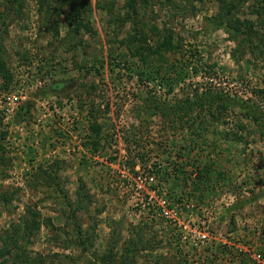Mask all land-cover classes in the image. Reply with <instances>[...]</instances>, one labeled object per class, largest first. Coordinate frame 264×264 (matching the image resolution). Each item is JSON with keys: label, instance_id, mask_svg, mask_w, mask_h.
<instances>
[{"label": "rangeland", "instance_id": "rangeland-1", "mask_svg": "<svg viewBox=\"0 0 264 264\" xmlns=\"http://www.w3.org/2000/svg\"><path fill=\"white\" fill-rule=\"evenodd\" d=\"M226 2L0 0V264H264V0Z\"/></svg>", "mask_w": 264, "mask_h": 264}, {"label": "trees", "instance_id": "trees-1", "mask_svg": "<svg viewBox=\"0 0 264 264\" xmlns=\"http://www.w3.org/2000/svg\"><path fill=\"white\" fill-rule=\"evenodd\" d=\"M78 1H79V6H80V4H82L84 0H78ZM134 2H135V0H132L131 6L134 4ZM218 2L220 4V7L222 9H224V10H226V9L229 10V8H231L232 5H233V4H231V2H229V3L226 2V0H218ZM76 24H77V26L80 25V23H78V21L76 22ZM178 47H179L178 45H176V46H169L168 45V47H166V48L169 49V52L170 51L178 52L179 51V49H177ZM4 69H5L4 64L0 62V72H2ZM203 92L204 93H203L202 96H198L197 95L196 98H198V99H200V100H202V101L205 102V104L207 105L206 106L207 110H208L209 106L213 105L215 102H217L216 103L217 109L222 110L220 112H225V111L228 110V108H227L228 105H229L228 102L231 103V99L229 98V95L227 93H224V95H223L224 99H222L223 101L219 102V100H221V99L216 96L217 93H215L213 90H211L210 86H208L207 88H205V91H203ZM190 102L191 101H190L189 98H186L185 99V102L184 103L186 105V113L189 112V107H190L189 104H191ZM240 102H241L240 108L243 107L241 109V111H240V116L243 117V118H247V119L249 118L252 121L257 122L256 121V117H254L250 113L249 109L247 108L248 107L247 104L245 105V103L243 101H240ZM150 103H151V109H153L154 114L156 116H158L161 119L162 122H164L165 124H169V127L172 126L173 123H175V118L181 119V117H179L178 113H177V115H176V113H174L173 114L174 119L172 121L169 120L167 113H169L170 110L169 109L167 110L165 103L160 102L159 99H151L150 100ZM247 103H249V101ZM237 104L239 106V103H237ZM170 107L171 106H168V108H170ZM245 108H247V109H245ZM208 112H209V115L210 116H213L214 115L213 112L212 113L210 111H208ZM218 115H216L217 117L216 116L215 117L216 118H219L220 117V113ZM191 126H192L191 128H193V131L191 130V132L189 134L192 133V135H194V134L197 133V135H201L202 133L205 132V121L204 120H202V121L199 120L198 122L193 120V121H191ZM233 135L235 137L237 134L236 133H233ZM192 143H193V140H191L189 138L187 140V143H185L184 146L183 145L181 146V153L180 154H182L183 156L190 154L191 151L193 150V146H190ZM182 155L179 158H182L183 157ZM206 173H207V171L204 170V174H206ZM202 174H203L202 171L197 170V175H198L199 178H200V176L202 177ZM0 253L1 254H4V250H1Z\"/></svg>", "mask_w": 264, "mask_h": 264}]
</instances>
